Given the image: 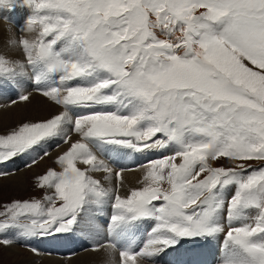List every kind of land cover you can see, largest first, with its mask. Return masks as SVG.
I'll use <instances>...</instances> for the list:
<instances>
[{"label": "snow or ice", "instance_id": "obj_1", "mask_svg": "<svg viewBox=\"0 0 264 264\" xmlns=\"http://www.w3.org/2000/svg\"><path fill=\"white\" fill-rule=\"evenodd\" d=\"M17 8L22 58L0 54V84L28 78L61 110L0 134V164L31 156V168L52 142L67 147L35 177L42 199L0 210V245L86 220L112 264L221 234L220 264H264V0H0ZM130 153L156 156L134 187L124 173L136 169L109 162Z\"/></svg>", "mask_w": 264, "mask_h": 264}, {"label": "bare ground", "instance_id": "obj_2", "mask_svg": "<svg viewBox=\"0 0 264 264\" xmlns=\"http://www.w3.org/2000/svg\"><path fill=\"white\" fill-rule=\"evenodd\" d=\"M24 10L26 9L17 8L15 11L8 12L6 14L0 13V54L12 59L22 58L19 50L10 44V38L14 35H19L18 22H21L25 18L26 13ZM5 17H7V19H5ZM4 20L6 22H4ZM10 28L11 31H9ZM24 92H32L30 101L24 102L19 100V96ZM13 101H16V103L13 104ZM60 110L61 109L54 105L53 102L47 100L38 92L34 91L32 82L28 78H21L18 83L12 82L0 84V128L6 129V126L9 128L14 122L19 123L28 118L36 120L46 119ZM56 143L57 142L54 141L51 144L56 145ZM63 149L64 148L61 150ZM33 155H35V153ZM141 156V154L130 153L127 156H113L109 161L111 166L116 170H119L121 167L136 169L134 172L124 173L126 187L137 186L136 182L141 177V171L139 170L138 165L145 163L147 160L146 157H144L141 159V163H134L138 158H141ZM154 158H156V156ZM15 160L0 164V169L11 171L12 168H15L13 165L18 166L31 162V156H22L18 157V160ZM43 163L44 159L39 164ZM95 175L98 179H102V174L98 173ZM7 178L10 179V181L5 182L4 184L10 189L19 190L21 185H23V179L25 176L22 174L20 175L19 173V176H8ZM110 211V209H106L105 215L102 218H98L96 223L101 227H105ZM152 224L153 223L147 221L143 222L138 229L135 236L138 246L142 245L143 240L146 239V234L150 230ZM90 233V225L85 220L76 228L74 232L67 234L63 239L59 237V241L55 239L40 241L38 243L40 248H46L47 251L60 254L58 257L55 255L53 257H49V255L48 258H45V263L43 264H62L59 260L62 254L65 255L66 253H72L74 250H79L78 248H93V245L97 241H102L104 239V232L95 236ZM221 235L223 236V234ZM221 235L214 238L210 244L201 245L200 249H181L173 253H171V251H165L162 255L168 258L172 256L175 257L170 259L171 263L179 260V264H220L223 243V240L220 239ZM206 245L208 246V249H204ZM44 252L46 251L44 250ZM31 257H33V255H31ZM114 260L118 262V254H116ZM79 262H83L84 264H112V258H110L104 251L90 250L85 254L70 258L68 264H78ZM155 263H157V260ZM142 264H148V262L143 261Z\"/></svg>", "mask_w": 264, "mask_h": 264}, {"label": "rangeland", "instance_id": "obj_3", "mask_svg": "<svg viewBox=\"0 0 264 264\" xmlns=\"http://www.w3.org/2000/svg\"><path fill=\"white\" fill-rule=\"evenodd\" d=\"M20 11V10H18ZM9 11H0V13H8ZM26 13L27 10H24ZM26 15V14H25ZM4 22H6L4 20ZM50 118V117H49ZM36 119L33 118H28L24 119L21 122L24 121H35ZM19 122V123H21ZM19 123L14 122L9 128L6 126L5 128H0V134H3L10 130L11 128L15 127ZM63 146V147H62ZM66 145L61 144L60 147H56V145L50 144L48 146V151L50 153L49 156L44 158V163L43 164H36L33 165L31 168L25 167L24 165H13L15 168L11 171H7L5 169H0V172L2 173H10L7 176L6 175H0V210H2L3 206L10 203L13 200H26V199H42L45 192L42 189H39L35 185V177L37 175L43 174L48 168H56L59 170V167L55 164V157L59 154H61L65 149ZM64 148L63 150H61ZM61 150V151H60ZM18 160V157L17 159ZM15 160V161H16ZM30 163V162H29ZM46 163V165H45ZM223 163L226 165L228 162L225 160ZM264 165H255L254 167H261ZM83 167V166H81ZM24 171V172H23ZM22 174L25 176L23 179V185H21V188L19 190L15 189H10L8 186H6L4 183L9 182L10 179H8V176H19ZM5 185V186H4ZM150 222V221H147ZM153 223V222H151ZM66 234V233H65ZM66 237V236H65ZM9 238L14 239V243L11 246L4 247L0 245V264H43L45 263V258L48 256L53 257L54 255L56 257L60 256L58 253H54L51 251H47L46 248H40V245L38 244L40 241L43 240H54V239H41L40 238H33L27 242L24 240L15 237V236H9ZM43 238V237H42ZM64 238V237H60ZM60 238H55V240L59 241ZM220 240V239H219ZM38 241V242H37ZM37 243V244H36ZM31 248H36L38 250L37 253H33L30 249ZM77 249V248H76ZM79 250H74L72 253H66L65 255H61L59 260L61 261L62 264H68L70 258H74V256H80L82 254H85L92 250V247H87V248H78ZM43 250V251H42ZM44 250L46 252H44ZM87 250V251H85ZM170 251V250H166ZM33 255V257H31ZM78 264H84L83 262H79ZM142 264V262H141ZM155 264H162V263H155Z\"/></svg>", "mask_w": 264, "mask_h": 264}]
</instances>
